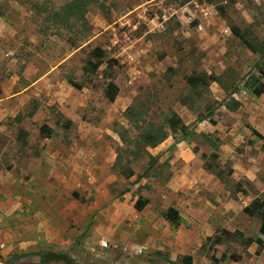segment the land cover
<instances>
[{
  "label": "rangeland",
  "instance_id": "rangeland-1",
  "mask_svg": "<svg viewBox=\"0 0 264 264\" xmlns=\"http://www.w3.org/2000/svg\"><path fill=\"white\" fill-rule=\"evenodd\" d=\"M69 1L0 0V94L23 117L14 122L0 104V264H40L11 257L45 250L78 264H264L259 220L242 210L264 199V140L244 128L250 120L264 137V94L244 89L251 73L264 76V57L215 8L260 49L264 0H87L84 21L64 22ZM96 48L104 56L93 70ZM201 74L207 85L191 88L187 78ZM225 88L240 101L235 112L221 105ZM208 107L214 124L198 123ZM170 112L221 140L224 181L205 171L212 149L201 137L169 133L138 155L135 127L161 125ZM117 154L130 179L112 168ZM149 156L155 164L138 179ZM138 197L147 200L139 212ZM216 234L221 243L207 245Z\"/></svg>",
  "mask_w": 264,
  "mask_h": 264
},
{
  "label": "trees",
  "instance_id": "trees-1",
  "mask_svg": "<svg viewBox=\"0 0 264 264\" xmlns=\"http://www.w3.org/2000/svg\"><path fill=\"white\" fill-rule=\"evenodd\" d=\"M187 1H183L181 5H184ZM86 5L87 0H70L66 7L63 17L61 21L67 22L68 20H75V21H84L85 14H86ZM217 14L227 22V26L231 33L238 37L242 44L246 46L253 54H262L264 57V41L262 42L263 45L260 49H255L249 41L245 37V32L240 30L237 26L230 23L229 18L226 15L225 10L220 6H215ZM94 56L96 57V61L94 63H89L93 70L99 68L102 64V57L104 53L102 50L96 48L93 52ZM261 74H264L263 68H257ZM262 76V75H261ZM207 79L210 80V77H207L206 74L201 75H194L187 78V84L191 88H196L198 86H206ZM216 79H212L215 81ZM244 89H247L253 96L260 97L264 94V84L261 81L260 75L250 74L244 83ZM113 87V86H111ZM224 92L227 94V98L221 103V105L228 111L235 112L241 106V104L231 97L229 89L225 88ZM113 98L109 97V101H112ZM36 106V105H35ZM34 106V109L28 113L27 116L31 117L37 107ZM130 110L127 109L126 113ZM213 108L208 107L206 113L204 115H197L196 120L198 123L207 121L210 124H214L212 120ZM21 115H16L13 120L16 123H20L22 120ZM1 124V123H0ZM137 130V138L134 141L135 147L138 148V155L140 154L139 151L145 150L146 148H154L160 143H162L168 136L169 133L171 134H179L181 136V140H190L193 138L201 137L204 141V144L209 146L212 149V152L209 154L207 160L204 162V169L209 174L214 175L220 181H224V177L229 174V172L225 173V171L221 168V166L217 163L219 154L218 148L221 145V140L214 136L213 134H205V133H196L193 130L189 129L177 116L175 112H170L169 115L164 119L161 125H153L150 123L145 124L144 126H136ZM244 128L250 130L251 134L256 137L258 140H263V137L260 133H258L254 128H252L249 124L245 123ZM39 133L42 138H49L52 135V130L43 123L39 127ZM17 139L20 141L21 145L24 146L26 144V132L22 129L18 130ZM261 148L264 149V143L261 145ZM153 161V162H150ZM156 158L149 156V163L147 164L144 172L142 175L138 177L146 176L147 172L152 169L153 165L155 164ZM112 168L118 169L119 174L124 179H130L134 172L133 170L126 165H121V158L119 154H117L115 162ZM147 205V200L138 197L135 201L133 207L136 211H142L145 206ZM243 212L248 215L249 217H254L259 220V227L258 233L264 237V199L254 198L250 201L248 205H246L243 209ZM221 235H224L225 238L228 240H236L235 234L237 233H230L226 230L220 231ZM214 235L211 237L206 238V244L209 246L219 245L222 241L221 235ZM253 243L252 239H245L243 243V247L247 248L249 245ZM204 246V245H203ZM36 258L38 259L40 264H50V263H61V264H78L72 257L65 251H56V250H45V251H38V252H31V253H21L17 256H12L11 261H18L22 258ZM183 264H191L190 256H184L181 258Z\"/></svg>",
  "mask_w": 264,
  "mask_h": 264
},
{
  "label": "crops",
  "instance_id": "crops-1",
  "mask_svg": "<svg viewBox=\"0 0 264 264\" xmlns=\"http://www.w3.org/2000/svg\"><path fill=\"white\" fill-rule=\"evenodd\" d=\"M263 76V75H262ZM45 78H47V76H45V75H41V76H39L38 78H33V79H29L28 80V83H29V85H28V89L29 90H31L32 88H38L37 86L40 84V83H42V81H44L45 80ZM261 81H262V83L264 84V76L261 78ZM4 95L5 94H0V104L2 105V103H4V105L6 106L5 107V116H7V117H10V118H13L15 115H16V113L18 112V110L17 111H12V109H8V106L6 105V102L9 100L8 98L6 99V98H4ZM6 99V100H5ZM240 102V101H239ZM40 113V111H39V109H36L35 110V112L33 113V115L31 116V118H35V117H37L38 116V114ZM2 120V113H0V121ZM248 123H249V125L252 127V128H254L256 131L258 130V128L255 126V124L254 123H252L250 120L248 121ZM41 126V125H40ZM39 126V127H40ZM258 133H260L259 131H257ZM261 134V133H260ZM262 135V134H261ZM262 137H263V135H262ZM263 140H264V137H263ZM263 140H260V141H263ZM264 143V141L261 143V145ZM3 147V146H2ZM261 147V146H260Z\"/></svg>",
  "mask_w": 264,
  "mask_h": 264
},
{
  "label": "built area",
  "instance_id": "built-area-1",
  "mask_svg": "<svg viewBox=\"0 0 264 264\" xmlns=\"http://www.w3.org/2000/svg\"><path fill=\"white\" fill-rule=\"evenodd\" d=\"M104 246H106V245H104Z\"/></svg>",
  "mask_w": 264,
  "mask_h": 264
}]
</instances>
